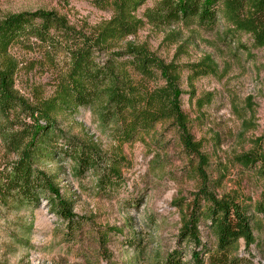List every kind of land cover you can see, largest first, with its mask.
<instances>
[{"label":"rangeland","instance_id":"1","mask_svg":"<svg viewBox=\"0 0 264 264\" xmlns=\"http://www.w3.org/2000/svg\"><path fill=\"white\" fill-rule=\"evenodd\" d=\"M157 1L148 0L138 9L135 16L144 27L115 51L145 46L164 62L183 67L182 110L189 132L208 158L209 177L220 181L216 193L236 194L251 209L255 243L246 249L241 242L240 255L264 264V213L255 210L264 199V179L257 167L244 169L235 160L264 136V48L256 47L246 33L226 35L232 28L225 23L214 30L196 25L156 27L146 13ZM100 5L95 0H0V25L15 15L43 11L91 37L114 15L109 4ZM27 45L12 48L9 55L18 67L16 95L28 107L38 108L53 96L69 57L58 46L53 50L40 43ZM211 64L215 73L191 82L193 66ZM57 120L67 139L104 157L122 159L121 179L104 189L100 180L105 164L100 171L81 175L63 154L42 161L38 169L56 180L63 199L73 205L75 221H63L45 201L34 209L0 200V264H163L176 254L189 264L193 247L180 240L181 211L192 205L199 184L193 172L197 163L185 152L176 127L167 123L134 143L122 144L89 109ZM24 123L33 121L0 116V172L18 159L10 141L12 129ZM200 231L202 243L215 248L205 224Z\"/></svg>","mask_w":264,"mask_h":264},{"label":"trees","instance_id":"2","mask_svg":"<svg viewBox=\"0 0 264 264\" xmlns=\"http://www.w3.org/2000/svg\"><path fill=\"white\" fill-rule=\"evenodd\" d=\"M147 1L95 0L100 6L109 4L114 15L91 37L74 32L64 18L43 11L15 15L0 25V116L7 121L11 116L17 121L21 116L33 121L12 129L10 142L18 159L0 172V200L34 209L45 201L54 214L73 224V205L63 199L56 180L38 169L42 161H54L63 154L75 163L81 175L100 171L105 164L108 168L100 180L104 189L121 179L123 160L104 157L89 146L67 139L58 130L60 115L89 109L103 127L118 135L122 144L134 143L158 126L171 123L178 130L185 152L197 163L193 172L199 187L192 205L181 211L180 240L193 247L189 264H254L252 257L239 253L241 242L246 249L255 243L251 209L240 203L236 194L216 193L220 181L209 177L208 158L189 132L182 110L183 67L164 62L145 46L131 45L125 51H115L144 27L135 13ZM146 18L156 27L196 25L214 30L225 23L232 28L226 35L246 33L256 47L264 48V0H158ZM30 43L50 49L58 46L57 50L61 47L69 57L53 96L38 108L28 107L16 95L18 67L9 55L12 48ZM215 69L213 64L193 66L190 80L213 74ZM190 98H195V93H190ZM235 160L244 169L257 167L264 179V136L253 150ZM255 210L264 213V199ZM202 224L215 238L213 249L201 241ZM163 264L183 263L176 254Z\"/></svg>","mask_w":264,"mask_h":264}]
</instances>
